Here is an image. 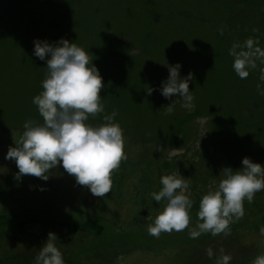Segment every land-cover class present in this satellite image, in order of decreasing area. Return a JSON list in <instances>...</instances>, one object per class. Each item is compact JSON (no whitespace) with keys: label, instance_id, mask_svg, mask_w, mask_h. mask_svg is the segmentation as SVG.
<instances>
[{"label":"rangeland","instance_id":"1","mask_svg":"<svg viewBox=\"0 0 264 264\" xmlns=\"http://www.w3.org/2000/svg\"><path fill=\"white\" fill-rule=\"evenodd\" d=\"M59 1L0 0V264H36L50 232L58 238L64 264H216L222 255L231 257L229 264H254L264 255V190L252 203L245 200V214L230 224L227 236L209 232L193 239L186 229L156 238L147 226L166 206L151 193L162 189L161 177L179 175V164L196 168L198 177L191 179L193 170L191 176L180 174L191 179L186 193L193 201L190 228L202 223L200 201L218 189L222 168H228L224 163L241 170L246 154L264 166V64L256 61L257 69L241 79L229 55L234 43L249 38L264 50V0H105L118 15H111L108 32L122 44L118 51L125 60L115 58L102 67L90 57L103 78L105 111L88 123L99 126L104 115L116 111L113 122L123 130L128 159L113 174L112 191L104 198L77 185L62 164L50 170L47 181L17 180L15 161L6 159L9 148L18 146L25 122L43 123L33 100L43 91L47 60L35 56L34 42L55 46L66 39L85 51L99 48L93 42L105 24L96 19L97 10L94 22L84 27L81 19L73 22V12L87 0L60 6ZM132 6L140 19L125 17ZM69 17L76 26L69 25ZM177 64L181 78L192 74L193 106L185 108L180 100L168 114L166 107L180 97L169 100L161 90L169 67Z\"/></svg>","mask_w":264,"mask_h":264},{"label":"clouds","instance_id":"2","mask_svg":"<svg viewBox=\"0 0 264 264\" xmlns=\"http://www.w3.org/2000/svg\"><path fill=\"white\" fill-rule=\"evenodd\" d=\"M34 43L35 56L42 61L47 60L48 73L43 81V91L33 100L43 123L35 120L25 122V131L18 146L9 148L6 159L15 161L19 169L17 180L32 176L47 181L50 170L62 164L77 185L88 188L95 197L104 198L112 191L113 174L128 156L123 130L113 122L118 114L116 111L104 115V123L99 126L88 123L90 116L96 117L105 111L101 102L103 78L89 54L76 43L66 39H61L55 46L47 41ZM258 44L259 40L249 38L242 44L234 43L229 51V55L234 57L233 68L241 79H246L250 70L257 69L256 61L264 64V50ZM49 56L51 58L47 59ZM180 67L179 64L169 67L170 76L161 90L169 100L173 96L180 97L166 107L168 114L180 100L185 108L193 106L194 95L189 89L192 74L181 78ZM260 72V80L264 81V68ZM257 88L259 90L260 85ZM180 150L171 149L173 153ZM242 164L241 170L223 169L220 176L224 178L220 180L218 189L202 197L197 214L202 223H197L195 228H190L193 201L186 194L191 179L180 174L161 177L162 189L158 193L152 192L151 196L157 203L165 201L166 206L154 224L147 226L148 234L159 238L161 233L190 229L189 235L193 239L209 232L213 236L221 233L230 235V224L245 214V200L252 203L256 193L264 190V166L247 157ZM261 234L264 235V227ZM48 237L36 257V264H64L62 253L55 244L56 234L50 232ZM207 255L209 258L213 256L211 248ZM230 260V256L222 255L216 264H229ZM254 264H264V255L258 256Z\"/></svg>","mask_w":264,"mask_h":264},{"label":"trees","instance_id":"3","mask_svg":"<svg viewBox=\"0 0 264 264\" xmlns=\"http://www.w3.org/2000/svg\"><path fill=\"white\" fill-rule=\"evenodd\" d=\"M64 1L67 2V0H60L59 1V6L62 5L64 3ZM112 8L114 9L115 7H114V5L109 3V1L105 2V0H87V5L84 6L82 8V10H78V11L76 10V11L73 12V15H75V18L73 17V22L75 24H80V23L84 22L83 23V24H85L84 27H86L89 24L93 23L94 22L93 18L95 17V15H93V12L96 11V10H97L95 12V14L97 16L96 19H98V21H100V23L102 22V23L105 24L104 28L102 30L98 29V31H96L97 32L96 35L98 36V38L95 37L96 38L95 41L99 42L100 45L98 43H96L95 41L93 42V43H95V46L99 47V48L98 49H94L92 46H89V49L86 50V51H88V54H89L90 57L97 58L96 59L97 62H98L97 66H102L103 67L105 65L106 67H108L109 66V62H111L113 59L119 58V57H121V59H124L123 55H122L123 53H120L118 51L119 48L122 47V44H119L118 42H115V40L110 39L111 34L108 32L110 30V25L112 23V20H110L111 19V15L118 16L117 13H113L112 12V10H113ZM124 13H125V17L126 18H128V17H130V18L136 17V19H138V18L140 19V17H139L140 12H139V10H137V7H135V6L127 8V11L124 12ZM80 19L83 22H80ZM67 22L69 23L70 26H76L72 22V19H70V17L67 19ZM168 32H169V29H167V31L165 30L163 33L167 34ZM161 39H164V37H162ZM167 40L168 39H166V41ZM100 46H102V47H100ZM90 49H93L92 55L90 53L91 52ZM124 52H126V51H124ZM110 55H112L113 57L111 58ZM163 62L167 63V59H164ZM118 65L121 68L120 63H118ZM167 65H168V63H167ZM122 72H123L122 68H121V70L119 69L118 73L120 75H122ZM169 122H170V120H169ZM223 139H227V138L223 137ZM233 142H235V141L234 140H229L228 144H231L233 146V144H232ZM223 149L225 150L226 148H223ZM221 153H223V151ZM244 155L245 156H243V159L246 157V154H244ZM221 156H223V155H221ZM166 164H169V163L167 162ZM193 165L194 164H192V166ZM224 166L225 167H229L226 163H224ZM177 167H178L177 169L179 171L178 172L179 174H184V173H188L189 174V172L191 170H193L192 171L193 176L191 177V179L192 180H196L198 178L197 175L195 174L196 168H192L191 167V168L188 169V167L186 165H181V164H179ZM209 169L212 170V171L209 170L212 173V174H210V176L216 177L217 174L214 172L213 168H209ZM222 169H224V168H222ZM207 177H209V176L207 175ZM207 177L205 178L204 183H206Z\"/></svg>","mask_w":264,"mask_h":264}]
</instances>
